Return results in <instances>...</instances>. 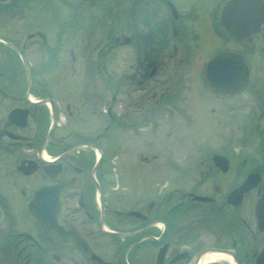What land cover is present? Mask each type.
I'll return each instance as SVG.
<instances>
[{
	"label": "flooded vegetation",
	"instance_id": "flooded-vegetation-1",
	"mask_svg": "<svg viewBox=\"0 0 264 264\" xmlns=\"http://www.w3.org/2000/svg\"><path fill=\"white\" fill-rule=\"evenodd\" d=\"M106 1L0 0V264H263L264 166L208 132L218 113L264 125V71L221 22L229 0H121L122 27L103 28L88 11Z\"/></svg>",
	"mask_w": 264,
	"mask_h": 264
},
{
	"label": "rangeland",
	"instance_id": "rangeland-1",
	"mask_svg": "<svg viewBox=\"0 0 264 264\" xmlns=\"http://www.w3.org/2000/svg\"><path fill=\"white\" fill-rule=\"evenodd\" d=\"M105 2H108V1L105 0ZM120 2L121 0H115V4H118V5H116L114 8L110 7V10L108 9V12H103L106 10L105 7L107 3H105L103 8L99 6V9H93L92 10L93 12L88 11V16L90 14V17L92 18L91 20L101 23V26H103V28L110 26L112 24L120 25L119 22L121 23L122 20L119 17L118 19L114 17V15L115 16L117 15L116 12H117L118 7H120L122 4ZM57 20H58L57 13H54L44 19L36 18L35 24L37 26L42 27V26L47 25L50 22L52 23ZM120 26L122 27V25ZM209 34H210V37L213 34L212 27L210 28ZM118 44L119 43H116L115 45H118ZM242 47H244V51L250 56V60L253 62L252 64L253 67L258 66V68L260 69L262 68V70L264 71V49L262 50V48H264V43L261 41V38L253 42L244 41L242 42ZM124 59H125V55L122 53L117 54L114 57V65L116 62V69L119 70V73L116 72L115 74L116 88H117V85L123 86V75H124L123 73L125 71V67L127 66L125 62L123 61ZM131 61L132 62L134 61L133 56H131ZM117 63L120 65L119 68H118ZM261 90L264 91L263 88H261ZM247 94L248 95L243 96L242 98L243 101H249L250 99L252 100L251 93H247ZM121 98H122V95L121 94L118 95V99L116 100V103H115L116 110H119L117 107L119 105V102L121 101ZM249 110H250L249 107H246L245 109H243V117H245L246 114H247V117L251 115L249 114L250 112ZM212 115L216 117L225 116L227 118L226 125L220 126V129L218 130L212 129L208 131L209 133L210 132L212 133V136L210 137V142L212 146L220 145V148H221V147H224L223 146L224 144H226L227 149L231 147H236L235 152L242 154L241 156L242 161L244 159H247L248 162L258 166V168H261L262 166H264V125H259L255 123L254 121H252L251 119L249 120L243 119L242 116L239 114V112H237L236 114L237 120L235 121L229 120L228 113H226L225 115L219 114V113L217 115L216 114H212ZM214 136L216 137L217 140H219L217 143H213ZM229 142L231 144H229ZM239 142H242V148L239 146L238 144ZM195 159L197 160L199 159V157H195ZM203 159L207 161L206 156ZM116 160L118 161L116 163V168H123L124 167L123 166L124 157L121 156L120 158H116ZM218 264H228V262L221 261Z\"/></svg>",
	"mask_w": 264,
	"mask_h": 264
},
{
	"label": "water",
	"instance_id": "water-1",
	"mask_svg": "<svg viewBox=\"0 0 264 264\" xmlns=\"http://www.w3.org/2000/svg\"><path fill=\"white\" fill-rule=\"evenodd\" d=\"M229 13H232L231 17L229 19H226V16ZM223 21L226 22L228 29L239 37H249L251 35H254L260 30L261 23L264 21V3L262 0H230L223 10ZM230 56V54H225L217 57L216 60L218 62L219 60L221 62H224L229 60ZM243 67L244 74H247L245 73L246 67L244 64ZM247 80L248 78L246 77V75H244L242 86H239L240 89L246 84ZM215 85L219 88L218 84ZM214 158L218 165H223L221 159H223L224 157L216 155ZM245 190H247V188H244L241 191H234V193L238 194V192H241V195ZM42 193V191L37 192L35 199L37 200ZM231 196H234V194H232ZM261 200L262 202H264V195ZM260 212H262V209L261 211H259V216ZM228 252L234 256V253L229 250Z\"/></svg>",
	"mask_w": 264,
	"mask_h": 264
},
{
	"label": "bare ground",
	"instance_id": "bare-ground-1",
	"mask_svg": "<svg viewBox=\"0 0 264 264\" xmlns=\"http://www.w3.org/2000/svg\"><path fill=\"white\" fill-rule=\"evenodd\" d=\"M231 14L232 13H229L227 16H226V19H229L231 17ZM228 261V262H231L232 260V256L228 255L227 253H224V252H215V253H211V254H208L203 260H202V264H206V263H209V262H214V261Z\"/></svg>",
	"mask_w": 264,
	"mask_h": 264
}]
</instances>
